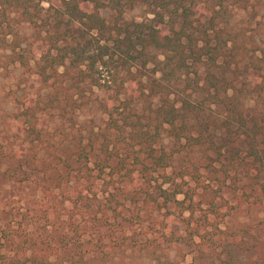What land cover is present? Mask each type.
<instances>
[{
	"label": "trees",
	"instance_id": "1",
	"mask_svg": "<svg viewBox=\"0 0 264 264\" xmlns=\"http://www.w3.org/2000/svg\"><path fill=\"white\" fill-rule=\"evenodd\" d=\"M136 2L153 8L150 20L123 17ZM0 6V75L14 65L20 77L33 78L38 87L14 114L22 119L19 145L25 148L18 157L29 168L22 170L26 178L37 176L36 158L30 156L44 144L51 121L43 117L50 115L70 124L67 135L73 142L43 176L52 172L58 186L72 177L82 182L86 193L78 192L75 206H96L103 216L117 218L126 204L137 208L134 217L149 206L160 211L172 205L179 214L188 213L182 219L189 228L198 206L184 178L198 181L196 152L214 177L216 189L203 186L214 199H223L224 190L237 196L247 188L252 205H264V0L212 5L195 0H0ZM104 8L109 16L101 15ZM14 24L29 27L26 49L19 48ZM94 88L103 93L94 94ZM94 105L105 116L104 127L94 130L83 123L74 132L78 112ZM162 135L178 148H158ZM179 153L186 166L166 172ZM154 173L161 179L157 194L145 188ZM96 180L102 181L99 193ZM117 230L94 244L77 236L73 245L65 235L58 247L25 233L15 234V240L6 234L0 238L5 249L0 264H144L132 257L124 263L118 256L139 244L126 242ZM241 231L237 255L227 249L226 260L194 240L197 224L187 231L188 238L165 240L194 249L186 264H264V240L246 228ZM150 259L151 264H183L154 251Z\"/></svg>",
	"mask_w": 264,
	"mask_h": 264
},
{
	"label": "rangeland",
	"instance_id": "2",
	"mask_svg": "<svg viewBox=\"0 0 264 264\" xmlns=\"http://www.w3.org/2000/svg\"><path fill=\"white\" fill-rule=\"evenodd\" d=\"M196 1H206L209 5H212L217 4L220 0ZM42 6L46 7L47 4L42 3ZM0 8L2 7L0 6ZM152 10L153 8L148 7L145 3L136 2L133 7L124 9L123 17L126 20L148 21L153 17ZM100 13L106 17L109 16L110 11L104 8ZM13 28L18 34L17 43L19 48L26 49V43L29 41L30 35L28 25L14 24ZM154 54L157 55L158 60L162 59L159 53L155 52ZM0 66H2V62H0ZM149 67L151 68L152 66L150 65ZM7 68L8 71L4 73L5 75H0V146L2 147V151H0L1 239L6 234L8 236L11 234L14 240L18 239L15 234L29 235L31 239H36L39 242L48 241L58 247L60 241L66 235L68 239L73 241L71 243L73 245L78 237H81L82 243L88 240L94 244L117 228V236L124 237L126 242L131 241L139 244V247H129L124 253L117 252L118 256H123L124 263L128 262L132 257L134 262H142L144 264H151L152 251L155 254H167L170 259L177 260L183 264L189 263L195 254L194 249L184 243H169L165 239L172 236L188 238L187 231L191 227L196 226V224L199 228V235L194 237V240L196 242L202 241L201 246L205 252L212 253L214 251L215 254L221 255L222 260L228 258L226 257L227 253H225L227 249L235 256L237 255L238 251L235 243L242 235L241 230L243 228L249 230L260 240H264V205H252L253 197H251L247 188L244 189V193H242V189L238 190L237 196H232L231 193L224 190L223 199H214L212 192L204 191L203 186L209 185L216 189L217 185L213 175L205 169L208 164L207 161L198 152L195 154V158L200 159V162L197 163L198 172L194 173L192 164L187 166L188 170L194 173L198 181L190 179L189 176L184 178L188 186L195 190L193 201L198 206L189 228H187L186 222L182 219L187 218L188 213L179 214L178 210L172 205L160 211L155 210L154 206H149L139 211V217H134L137 208L126 204V207L120 211V216L117 218H114L110 213L103 216L101 212L97 211L96 206H91L89 210H85L82 207V203L75 206L73 202L79 195L78 192L85 190L82 182L72 177L68 183L63 181L61 186H58L54 178L55 174L51 172L43 176L45 170H49L50 166H55L58 163L59 157L63 156L64 152L66 154L69 153L71 149L70 142H73L72 140L69 141L71 137L69 133V137L67 135L70 124L66 121L60 122L58 116L46 115L43 117L46 121H51H48L47 128L49 129H46V134L42 137L44 144L42 143L43 145H39L34 150L36 156L31 155L34 152L26 153L31 155L30 157L33 159L36 158L35 166H37L38 173L37 176L30 174L29 179L26 178L22 170L28 173L29 168L24 165L22 158L18 157L25 148L19 145L22 134L20 120L22 119H16L14 114L18 112L19 107L26 98L34 96L38 87L33 78L26 82L20 77V72L16 66L7 65ZM92 90L94 94L99 96L103 93L98 88ZM88 92L89 90L87 89L85 94L87 95ZM251 105L252 102L248 100L246 106L250 107ZM104 121L105 116L97 110L95 105L85 107L75 117L73 131L83 123L92 124L94 130H97L99 127H104ZM158 148L170 152L178 148V146L172 139L162 135ZM11 154H15L12 159H10ZM120 156L123 155L121 154ZM181 156H183V153H179L178 156L174 157L171 166L167 168L166 172H177L186 166V163L183 164L180 161ZM20 167L22 169L19 170ZM14 169H16V174L13 172ZM155 178H157V182L154 180ZM150 181L151 184L145 185V188L149 193L157 194L156 186L161 184V179L154 173L151 175ZM140 182H142L141 179ZM176 182H181V180L177 179ZM101 183V180H96L98 193L101 190ZM162 187L169 190L172 188L169 184H163ZM85 193L86 191L82 192V194ZM140 198H143V196ZM177 198L181 199L182 195ZM141 204L140 201L139 205L141 206ZM211 204L216 207V214L210 211ZM94 213L97 215L94 216ZM105 241L108 242V239L105 238ZM142 244L147 247L143 249ZM3 252H5L4 247H0V254ZM215 264L223 263L216 261Z\"/></svg>",
	"mask_w": 264,
	"mask_h": 264
}]
</instances>
